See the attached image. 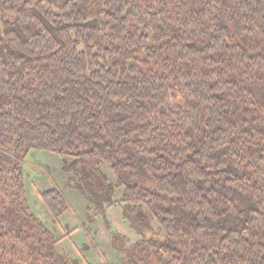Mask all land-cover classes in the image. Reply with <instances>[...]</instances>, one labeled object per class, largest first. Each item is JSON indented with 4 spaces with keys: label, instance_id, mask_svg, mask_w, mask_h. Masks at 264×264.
<instances>
[{
    "label": "trees",
    "instance_id": "trees-1",
    "mask_svg": "<svg viewBox=\"0 0 264 264\" xmlns=\"http://www.w3.org/2000/svg\"><path fill=\"white\" fill-rule=\"evenodd\" d=\"M32 150L123 206L121 264H264V0H0V264H80L27 205Z\"/></svg>",
    "mask_w": 264,
    "mask_h": 264
},
{
    "label": "rangeland",
    "instance_id": "rangeland-1",
    "mask_svg": "<svg viewBox=\"0 0 264 264\" xmlns=\"http://www.w3.org/2000/svg\"><path fill=\"white\" fill-rule=\"evenodd\" d=\"M23 165L27 205L60 241L56 246L57 253L80 264H121L123 254L116 248L115 238L123 243V238L127 239L129 245L139 241L124 219L123 206L108 208L105 215H97L88 199L73 186L58 153L32 150ZM102 170L111 183H117L109 169L103 167ZM53 189H57L68 204V210L58 219L49 213L41 198V193ZM123 195L124 188L118 189L116 200H121Z\"/></svg>",
    "mask_w": 264,
    "mask_h": 264
}]
</instances>
